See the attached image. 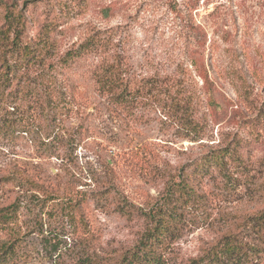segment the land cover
<instances>
[{"label":"rangeland","instance_id":"rangeland-1","mask_svg":"<svg viewBox=\"0 0 264 264\" xmlns=\"http://www.w3.org/2000/svg\"><path fill=\"white\" fill-rule=\"evenodd\" d=\"M94 34L112 35L149 76L158 62L163 74L186 73L189 124L151 101L132 119L109 113L96 58L65 63ZM8 208L6 264H119L164 216V264H200L226 241L249 251L244 264H264V0H0Z\"/></svg>","mask_w":264,"mask_h":264},{"label":"trees","instance_id":"trees-1","mask_svg":"<svg viewBox=\"0 0 264 264\" xmlns=\"http://www.w3.org/2000/svg\"><path fill=\"white\" fill-rule=\"evenodd\" d=\"M177 7V12L186 19L185 11L179 9L178 4ZM10 25V30L16 28L14 25ZM15 45H17V42L13 41L12 46ZM121 47L118 42L115 43L112 35L107 38L94 34L77 49L70 51L66 56L65 63H74L76 60L87 57L96 58L95 65L92 67V75L97 92H99L102 99L107 101L110 107L109 113L116 115L119 120L132 119L138 107L146 104L147 101H151L166 110L167 115L173 113L174 116L180 115L185 118V113H188V117L191 118H186L185 122L189 124V121L195 116V107L192 108L193 110L186 107H193L196 97L194 98L192 93L191 95L188 93L189 79H186L187 74H181L183 76L163 74L158 68L161 67L158 62L154 64L157 71L149 76V72L136 69ZM8 50L10 51L9 56L5 55V57H9L10 63L13 64L15 63L13 58L17 57L18 50L16 51L14 47L6 51ZM28 58L26 57L27 60ZM196 59L198 58L191 57L190 59L194 67H197L200 63ZM12 64H7L8 69L14 67ZM181 67L183 66L181 65ZM201 73L208 76L207 71L202 70ZM204 84L205 86L214 85L211 80L204 81ZM207 100L210 104L215 103L211 87L207 90ZM191 128L196 137H201L202 132L198 130V124L192 126L191 123ZM208 165H211V163ZM198 167L204 170L205 165ZM179 186V191L182 190L183 194L190 198L191 187L189 188L187 183H182ZM14 212L17 215L12 208H8V211L0 209V229H2V223H9ZM169 219L170 217L167 216L159 218L154 230L149 232L148 237L146 235L141 242L139 250L119 264H164L160 251L164 248L167 237L173 233ZM247 251L244 246L235 241H226L223 246H216V250L210 252L205 260H201L200 264H244V261L251 259L249 258L250 253ZM7 255H12V252L3 251L0 254V264H6Z\"/></svg>","mask_w":264,"mask_h":264}]
</instances>
